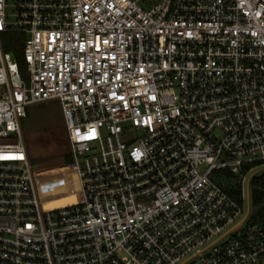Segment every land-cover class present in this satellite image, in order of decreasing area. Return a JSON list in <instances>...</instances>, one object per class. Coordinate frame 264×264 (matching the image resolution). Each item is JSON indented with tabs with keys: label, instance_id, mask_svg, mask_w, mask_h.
Instances as JSON below:
<instances>
[{
	"label": "built area",
	"instance_id": "built-area-1",
	"mask_svg": "<svg viewBox=\"0 0 264 264\" xmlns=\"http://www.w3.org/2000/svg\"><path fill=\"white\" fill-rule=\"evenodd\" d=\"M142 2L0 0L28 77L0 41V264H264V0ZM49 99L79 195L43 208L21 119Z\"/></svg>",
	"mask_w": 264,
	"mask_h": 264
},
{
	"label": "rangeland",
	"instance_id": "rangeland-1",
	"mask_svg": "<svg viewBox=\"0 0 264 264\" xmlns=\"http://www.w3.org/2000/svg\"><path fill=\"white\" fill-rule=\"evenodd\" d=\"M147 5L148 2L141 3L143 7ZM16 59L19 60V73L27 82L26 65L21 49ZM21 131L43 208L75 202L79 190L60 101L49 99L28 106L26 115L21 119ZM203 168L205 165L200 166V169ZM263 175L264 169L259 170L254 173L253 180ZM214 176L221 177L222 181L228 183L226 185L228 188L235 183L240 184L237 176L233 174L214 173ZM263 199L264 194L262 202ZM260 205L262 203L254 201L251 206L254 214L260 210Z\"/></svg>",
	"mask_w": 264,
	"mask_h": 264
},
{
	"label": "trees",
	"instance_id": "trees-1",
	"mask_svg": "<svg viewBox=\"0 0 264 264\" xmlns=\"http://www.w3.org/2000/svg\"><path fill=\"white\" fill-rule=\"evenodd\" d=\"M143 2L148 0H141ZM24 34L19 32H3L0 34L1 46L4 50L11 52L14 57H16L17 53L21 49L22 52V44H23ZM24 60V59H23ZM17 66L19 68V60H17ZM255 180H251V186L253 189V197L255 202H260L263 194V189L258 188ZM264 203V199H263Z\"/></svg>",
	"mask_w": 264,
	"mask_h": 264
},
{
	"label": "water",
	"instance_id": "water-1",
	"mask_svg": "<svg viewBox=\"0 0 264 264\" xmlns=\"http://www.w3.org/2000/svg\"><path fill=\"white\" fill-rule=\"evenodd\" d=\"M11 55H12V54H11ZM240 222H241V220H240L237 224H235L233 227H231L228 231H230V230H232V229L238 227V226L240 225Z\"/></svg>",
	"mask_w": 264,
	"mask_h": 264
}]
</instances>
